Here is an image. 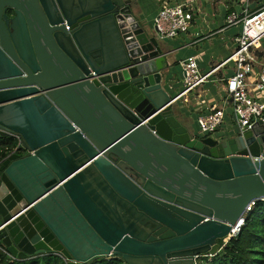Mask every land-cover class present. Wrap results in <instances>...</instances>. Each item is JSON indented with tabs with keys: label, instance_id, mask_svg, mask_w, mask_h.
<instances>
[{
	"label": "water",
	"instance_id": "1",
	"mask_svg": "<svg viewBox=\"0 0 264 264\" xmlns=\"http://www.w3.org/2000/svg\"><path fill=\"white\" fill-rule=\"evenodd\" d=\"M134 0H0V243L15 259L195 264L264 198V118L179 120ZM166 43V42H165ZM24 153H21V152Z\"/></svg>",
	"mask_w": 264,
	"mask_h": 264
},
{
	"label": "crops",
	"instance_id": "2",
	"mask_svg": "<svg viewBox=\"0 0 264 264\" xmlns=\"http://www.w3.org/2000/svg\"><path fill=\"white\" fill-rule=\"evenodd\" d=\"M142 10L140 15L149 25L151 20L146 11L157 13L165 0H134ZM188 2L194 10V18L188 33L174 39L164 40L170 54L167 56L166 78L167 90L178 103L181 112L179 120L188 127L198 130L196 118L208 107H222L224 118L222 125L212 135H226L235 128L231 108L226 101V84L229 76L235 72L233 62L219 66L230 55L234 46V37L239 33L240 26H227L225 17L228 13L243 11L254 12L264 5V0H166V2ZM258 57L256 67L264 65V39L255 48ZM194 55L201 73L211 72L208 78L193 90L182 94L183 73L179 65L182 58ZM218 66V67H217ZM217 67V68H216ZM196 261V260H195Z\"/></svg>",
	"mask_w": 264,
	"mask_h": 264
},
{
	"label": "built area",
	"instance_id": "3",
	"mask_svg": "<svg viewBox=\"0 0 264 264\" xmlns=\"http://www.w3.org/2000/svg\"><path fill=\"white\" fill-rule=\"evenodd\" d=\"M194 8L188 2H165L151 20L159 39H174L188 33L194 18ZM227 26H240L239 33L234 37V46L230 55L222 62H233L235 72L229 76L226 84V101L231 108L232 117L237 128L244 130L254 121L264 118V65L256 67L258 57L255 48L264 39V5L254 12L243 11L228 13L225 17ZM183 73L182 94L193 90L204 82L213 70L201 73L194 55L179 60ZM218 67V66H217ZM216 67V68H217ZM222 107L210 106L196 118L198 130L202 134H213L222 125L224 118ZM19 143L10 153L20 151ZM264 198L249 201L245 210L252 211L256 202ZM245 221V220H244ZM244 221L235 228L232 226L228 239L236 237Z\"/></svg>",
	"mask_w": 264,
	"mask_h": 264
},
{
	"label": "trees",
	"instance_id": "4",
	"mask_svg": "<svg viewBox=\"0 0 264 264\" xmlns=\"http://www.w3.org/2000/svg\"><path fill=\"white\" fill-rule=\"evenodd\" d=\"M13 135H0V163L16 146ZM0 264H67L58 254L15 259L0 243ZM84 264H125L122 259L101 258ZM195 264H264V201L258 200L241 226L236 237L231 238L213 256H200Z\"/></svg>",
	"mask_w": 264,
	"mask_h": 264
},
{
	"label": "bare ground",
	"instance_id": "5",
	"mask_svg": "<svg viewBox=\"0 0 264 264\" xmlns=\"http://www.w3.org/2000/svg\"><path fill=\"white\" fill-rule=\"evenodd\" d=\"M247 216V212L244 211L241 216L239 217L238 221L236 222V225L234 226L235 228H237L245 219Z\"/></svg>",
	"mask_w": 264,
	"mask_h": 264
},
{
	"label": "rangeland",
	"instance_id": "6",
	"mask_svg": "<svg viewBox=\"0 0 264 264\" xmlns=\"http://www.w3.org/2000/svg\"><path fill=\"white\" fill-rule=\"evenodd\" d=\"M148 17H149V20H152V18L154 17V12L150 14V12L146 11ZM236 128V126H235Z\"/></svg>",
	"mask_w": 264,
	"mask_h": 264
},
{
	"label": "flooded vegetation",
	"instance_id": "7",
	"mask_svg": "<svg viewBox=\"0 0 264 264\" xmlns=\"http://www.w3.org/2000/svg\"><path fill=\"white\" fill-rule=\"evenodd\" d=\"M21 153H24L23 151Z\"/></svg>",
	"mask_w": 264,
	"mask_h": 264
}]
</instances>
